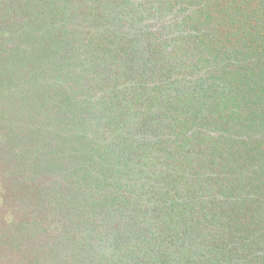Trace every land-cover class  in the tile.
Masks as SVG:
<instances>
[{"label": "trees", "instance_id": "trees-1", "mask_svg": "<svg viewBox=\"0 0 264 264\" xmlns=\"http://www.w3.org/2000/svg\"><path fill=\"white\" fill-rule=\"evenodd\" d=\"M219 2L0 0V264H264V0Z\"/></svg>", "mask_w": 264, "mask_h": 264}, {"label": "rangeland", "instance_id": "rangeland-1", "mask_svg": "<svg viewBox=\"0 0 264 264\" xmlns=\"http://www.w3.org/2000/svg\"><path fill=\"white\" fill-rule=\"evenodd\" d=\"M258 0H220L219 5L220 8L228 7L227 13L220 12L213 13L212 21L214 25L213 29L210 31L213 32V36L221 37L222 35H230L231 38L237 37L240 32V29H246V26H241L242 23H250V19H254L256 17L253 16L252 10L257 6ZM233 15L237 16L235 19L240 21L239 25L232 26L230 17ZM248 18V19H247ZM215 20V23H214ZM244 24V25H245ZM211 33H208L210 35ZM7 111V110H6ZM5 112V111H4ZM2 118V116L0 115ZM5 118L9 119V111L5 112ZM3 119V118H2ZM4 123V119L2 122L0 121V126ZM4 126V125H3ZM4 158V155H1ZM5 206H0V229L5 227L3 230L6 235H9V214L6 217V221H3V212ZM8 213V212H7ZM9 242V240H8Z\"/></svg>", "mask_w": 264, "mask_h": 264}]
</instances>
